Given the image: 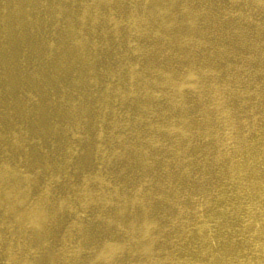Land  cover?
Segmentation results:
<instances>
[{"label": "bare ground", "instance_id": "bare-ground-1", "mask_svg": "<svg viewBox=\"0 0 264 264\" xmlns=\"http://www.w3.org/2000/svg\"><path fill=\"white\" fill-rule=\"evenodd\" d=\"M0 264H264V0H0Z\"/></svg>", "mask_w": 264, "mask_h": 264}]
</instances>
